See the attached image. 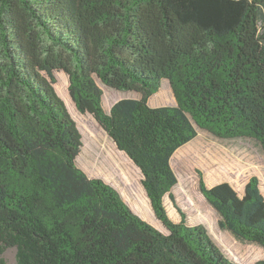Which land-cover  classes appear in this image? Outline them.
<instances>
[{
    "label": "trees",
    "instance_id": "obj_1",
    "mask_svg": "<svg viewBox=\"0 0 264 264\" xmlns=\"http://www.w3.org/2000/svg\"><path fill=\"white\" fill-rule=\"evenodd\" d=\"M57 71L77 109L140 169L160 227L80 166L84 136L56 91ZM163 80L176 103L153 106ZM105 89L125 96L107 109ZM201 133L264 158V0H0V255L239 264L206 223L186 212L175 220L167 207L179 185L172 157ZM199 187L223 231L264 248L258 176L242 193L202 177Z\"/></svg>",
    "mask_w": 264,
    "mask_h": 264
},
{
    "label": "rangeland",
    "instance_id": "obj_2",
    "mask_svg": "<svg viewBox=\"0 0 264 264\" xmlns=\"http://www.w3.org/2000/svg\"><path fill=\"white\" fill-rule=\"evenodd\" d=\"M56 77V91L66 102L84 136L80 166L91 177H101L115 185L136 212L160 227L140 182L142 175L138 166L109 139L92 114L81 113L77 109L69 91V76L64 71H57ZM168 84L167 80L162 81L159 93L150 100L153 106L176 103L168 92ZM104 92L107 109L125 96L113 90L105 89ZM135 94L130 92V95ZM171 163L178 175L179 185L174 191L177 203L167 199L170 215L178 220L180 213L186 212L192 220L206 223L239 264H260L264 260V248L243 244L223 231L218 225L216 210L206 201L199 187L202 177L209 186L227 181L242 193L250 178L258 176L264 192V158L258 150L243 141H221L201 133L194 142L178 150ZM176 204L180 207L176 208ZM0 264H18L15 247L0 255Z\"/></svg>",
    "mask_w": 264,
    "mask_h": 264
}]
</instances>
